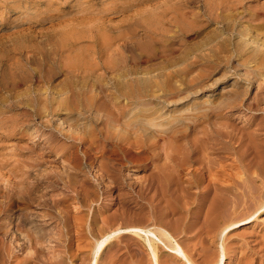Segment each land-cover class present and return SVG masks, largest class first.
Instances as JSON below:
<instances>
[{
  "label": "rangeland",
  "instance_id": "obj_1",
  "mask_svg": "<svg viewBox=\"0 0 264 264\" xmlns=\"http://www.w3.org/2000/svg\"><path fill=\"white\" fill-rule=\"evenodd\" d=\"M222 1L0 0V107L3 108L0 113V189L12 186L19 178L13 177L20 175L19 169L23 164L30 170L43 169L49 176L54 171L53 175L63 174L65 177L54 184L57 189L53 190L55 196L50 192L53 199L46 196L53 200V204L58 199L62 201L53 208L60 220L58 224L51 225L52 231L49 230L51 233L60 230V235L50 234L46 248H18L11 240L0 238V242L3 241L0 264H90L92 251L86 245L89 235L101 237L114 229L129 226L151 228L159 236L169 232L183 247L187 259L197 264L216 263L222 250L227 253L225 264H246L244 257L247 252L252 264H264V74L249 85L244 106L223 111L222 117L211 115L201 125L191 127L187 152L193 153V162L182 166L170 156L171 137L160 138L153 150L148 146L145 149L132 148L126 143L127 137L121 136L122 144L131 147V152L140 151L142 160L132 161L127 155L114 154L99 140L92 154L94 162L84 158L75 168L74 163L47 158L37 149L21 146L16 137H10L11 124L7 120L14 110L4 106V100L9 98L11 102L17 92L24 90L50 89L49 97L53 99L54 89L75 88L73 83L76 80L77 88L84 82L91 84L92 78L111 81L113 77L114 80L115 73L112 72L117 69L111 66L110 60L121 53L129 59L132 54L138 56L148 17L154 14L158 18L168 16L158 25L170 31L174 27L169 19L182 10L191 17L193 11L206 12L208 6L219 3V11L229 14L228 4ZM249 2L252 1L231 0L229 3L233 7L234 21L242 30L250 24L247 19L252 11L249 10ZM259 14L264 15V11ZM222 21H210L209 26L220 29L225 24ZM224 30V37L239 32L237 28ZM144 63L145 58L140 59V64ZM40 71L45 77L37 76ZM57 71L58 76L54 75ZM221 84L226 83L223 81ZM218 117L220 119L217 120ZM194 137L201 138L203 144L201 140L198 141L201 146L195 144ZM80 153L83 154L82 151ZM66 168L67 172H64ZM160 168L168 175L166 183L156 176ZM70 172L74 176L72 181ZM216 177L220 178L219 197L213 183ZM113 193L117 199L111 203ZM212 197L220 199L221 210L228 216H225L227 222L234 220V216L235 220H243L255 212L254 221L224 234L211 230L208 222L214 212L210 209ZM22 205L19 206L21 209L24 208ZM24 240L28 241L23 238L21 243ZM57 240H61L60 245H56ZM182 255L169 248H158L159 264H187ZM97 260V264L154 263L147 242L127 234L115 237L97 254Z\"/></svg>",
  "mask_w": 264,
  "mask_h": 264
},
{
  "label": "bare ground",
  "instance_id": "obj_2",
  "mask_svg": "<svg viewBox=\"0 0 264 264\" xmlns=\"http://www.w3.org/2000/svg\"><path fill=\"white\" fill-rule=\"evenodd\" d=\"M188 1L184 0V2ZM230 1H222L228 4V10H231L229 14L219 11V3L208 6L207 11H204L205 14L196 12L197 10L193 11L191 17H187L185 11L182 10L179 15L169 19V23L174 27L173 30L169 29L170 31L159 26L161 24L158 25L160 20L168 16L158 18L154 14L148 17L141 35L138 56L132 54L129 59L121 56V53L111 60L108 58L111 66L117 69L116 72L111 71L115 73L114 80L113 77L111 81L92 78L91 84L84 82L79 88L75 85L78 84L76 80L73 83L75 88L57 87L54 89L53 99L49 97L50 89H41L33 92L29 90L17 92L13 101H8L9 98L4 100L5 108L14 110L7 120L11 124L10 137H16L15 139L21 146L37 149L41 154L47 155V158L53 157L67 161L69 164L74 163L75 168L79 167L84 158L94 162L92 154L99 140L102 146L112 153L124 154L132 161H139L142 158L140 151L139 153L138 151L131 152V147L128 148L122 144L121 136L127 137L126 143L132 148L148 146V149L153 150L160 138L171 137L169 146L172 154L169 155L176 161V164L182 166L183 163L193 162V153L187 152L191 127L201 125L209 120L211 115L220 116L223 111L228 112L244 106V96L248 94L249 85H252L254 81L257 82V78L264 74V15L259 14L264 11V0L249 2V10L252 9V11L247 18L250 24L244 26L245 30L240 29L234 21L236 18L232 14L233 7L229 4ZM222 20L225 21L223 27L210 28V21L223 22ZM224 28H237L239 32L236 31V35L224 37L223 34L226 32ZM142 58H145L144 64H140ZM133 74H136V77ZM54 75L58 76L59 71ZM37 76L45 77V74L40 71ZM20 80L24 79L20 78ZM223 81L226 84L222 85ZM209 91L211 92L208 93ZM257 99L261 101L262 98ZM2 111L3 108L0 107V113ZM36 128L38 131H35ZM253 137L255 138L254 135ZM199 140L194 137V142H197L195 144L198 145V141L202 143V139ZM81 151L83 154L80 153ZM23 165L19 169L20 175L13 177L19 178L12 183V186L0 189V238L11 240L10 242L18 248H46L45 244L50 242V234L52 236L55 233L57 236L61 233L59 225H57V230H59L56 231L57 233L49 231L52 229L51 225H56L55 223L60 220V216L53 211V208L61 201L57 198L58 200L53 204L51 200L53 196H50V192L53 193L54 184L59 183V179L64 180L65 177L63 174L53 175L54 171L49 176L43 172V169L30 170L31 168L27 169ZM26 166L30 167V165ZM31 167L34 165L32 164ZM64 172H67V168ZM72 174L74 175V172ZM69 176L72 177V179L70 177L72 181L74 176L71 172ZM156 176L161 182L162 180L165 182L168 178L163 169ZM213 183L215 193L219 197L220 178L216 177ZM116 199L113 193L111 203ZM21 204L24 205H22L23 209L20 208ZM210 209L214 212L208 222L209 227L213 231L217 230L219 234L252 223L256 215L253 212L243 220H235L234 216V220L227 222L228 219L221 210L220 199L214 197L211 198ZM75 220L76 217H74ZM89 231L92 233L91 230ZM121 234L143 238L148 248L151 249L153 264H159L158 248H169L172 252H181L187 264H197L187 259L183 247L173 239L169 232L166 231L162 233L163 236H159L151 228L142 226L120 227L101 237L89 235V243L87 242L86 245L92 251L93 259L90 264H97V254ZM22 236L28 241L24 240L21 243ZM60 241L56 245H60ZM2 244L0 248H3ZM244 259L246 264H252V258L248 252ZM226 260L227 253L222 250L214 264H225Z\"/></svg>",
  "mask_w": 264,
  "mask_h": 264
}]
</instances>
